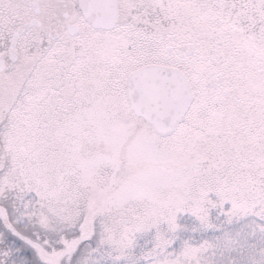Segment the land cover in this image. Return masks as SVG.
Segmentation results:
<instances>
[{
    "label": "snow or ice",
    "instance_id": "snow-or-ice-1",
    "mask_svg": "<svg viewBox=\"0 0 264 264\" xmlns=\"http://www.w3.org/2000/svg\"><path fill=\"white\" fill-rule=\"evenodd\" d=\"M0 264H264V0H0Z\"/></svg>",
    "mask_w": 264,
    "mask_h": 264
}]
</instances>
